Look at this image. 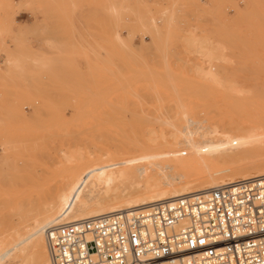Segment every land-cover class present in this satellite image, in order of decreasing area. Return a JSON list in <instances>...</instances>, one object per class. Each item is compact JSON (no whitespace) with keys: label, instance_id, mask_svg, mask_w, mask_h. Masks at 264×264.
Instances as JSON below:
<instances>
[{"label":"rangeland","instance_id":"1","mask_svg":"<svg viewBox=\"0 0 264 264\" xmlns=\"http://www.w3.org/2000/svg\"><path fill=\"white\" fill-rule=\"evenodd\" d=\"M263 118L264 0H0V262L31 210L90 199L96 166L196 183L179 172L212 158L178 128L231 126L248 150L213 159L253 163Z\"/></svg>","mask_w":264,"mask_h":264},{"label":"built area","instance_id":"2","mask_svg":"<svg viewBox=\"0 0 264 264\" xmlns=\"http://www.w3.org/2000/svg\"><path fill=\"white\" fill-rule=\"evenodd\" d=\"M52 264H264V175L51 225Z\"/></svg>","mask_w":264,"mask_h":264},{"label":"bare ground","instance_id":"3","mask_svg":"<svg viewBox=\"0 0 264 264\" xmlns=\"http://www.w3.org/2000/svg\"><path fill=\"white\" fill-rule=\"evenodd\" d=\"M206 75L208 76L210 74L207 73ZM229 123L232 125V127L233 126L236 127L237 128L236 130H242L240 120L237 122L230 121ZM230 127L231 126L210 129L209 127H204L203 125H200V128L197 127L192 128L191 126L184 129H180V128H178V130L176 129L177 132L175 133V139L177 141L179 140V138H182L185 145L191 146L196 151H198L201 148L203 149V152L205 154L209 155L212 158L211 160H207L206 159L207 157L205 158L202 157V160H200V162L198 161L199 163L194 165L195 167L193 165L188 166V163L185 164V166L183 165L185 169L183 168L179 172L178 176L180 177L185 176L186 173L184 171L187 170L188 172L189 171L188 168H189L193 171L191 172V174L189 173L190 174L189 176H192L195 181L197 180L198 182L196 183H192L193 181L191 182V180L189 181L176 180V181L163 183L161 181L160 182L155 181L152 175H147L145 177L144 183H141L140 181H132V183H130L129 185H125L124 182H122L126 178V174L124 170L112 169V168L108 169L106 168V166L97 167L95 165L96 163L94 162V165L96 166L95 168V166H93V164L90 163L89 164L90 169L91 167L92 169L93 167L95 168L94 179L92 178L93 180L90 181L91 183L88 180L90 184H88L85 187V189L86 188L88 189L90 199L86 201H82V200L76 201L75 205L77 206L70 210L68 209V211L65 214L62 213V215L59 214L57 215L52 211L41 212L39 210V211L31 212L33 211L31 210L30 211L31 214H28L26 217L28 218V220L25 228L26 236L29 237V240L31 242L28 252L21 257L19 256L16 257L15 254L13 259L11 260L17 259L16 264H52L50 261L46 238H45V230L47 227L51 225L73 223L76 221H80L82 219L99 216L109 212H115L123 209L137 208L144 205H148L156 201L170 199L184 194L215 188L223 185H229L243 179L264 175V158H262V160L259 159V161L257 160V162L255 161L253 163L252 162L242 163L240 161V162H236V164L234 165L221 164L220 162H218V160L215 161L213 159L216 157L217 158L231 157L234 153L236 154L237 150L240 148L243 149L244 151L248 150L247 149L248 147L244 146L246 143H244L241 140L243 138H239L237 134H235L236 131L231 129ZM263 128L264 127L260 126V129H258V131L262 133ZM244 131L249 132V130H244ZM246 137L245 139L247 140L251 139L249 138L251 136L249 137L246 136ZM255 138L257 140L258 138H260L258 140V142L260 141V143L264 141V138L262 137L258 136ZM255 138L253 137V139ZM262 144L264 145V142ZM172 147L174 149L173 144L171 148ZM260 156H264V155H260ZM78 170L79 169H77L76 171ZM82 190L84 191V189ZM69 207L71 208V206ZM23 221L25 220L23 219ZM46 223L49 226H47ZM30 251H31L30 254L31 260H28L29 258L28 253ZM8 263L9 261L0 262V264H8Z\"/></svg>","mask_w":264,"mask_h":264}]
</instances>
